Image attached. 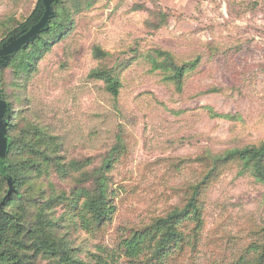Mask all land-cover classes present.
Segmentation results:
<instances>
[{"label": "rangeland", "instance_id": "1", "mask_svg": "<svg viewBox=\"0 0 264 264\" xmlns=\"http://www.w3.org/2000/svg\"><path fill=\"white\" fill-rule=\"evenodd\" d=\"M66 1V31L31 76L4 74L9 98L21 100L17 134L49 143L47 152L15 155L36 163L21 207L33 218L47 199L67 196L82 209L103 172L108 221L74 231L68 217L60 221L68 211L74 224L70 205L55 199L46 211L75 233L87 262L99 254L107 264H264V185L235 161L211 170L213 157L264 143V0ZM39 5L0 0V34L8 21L26 23ZM166 53L173 65L188 66L180 89L171 71L154 68ZM99 67L119 79L116 98L89 77ZM4 123L0 116V137ZM195 186L200 228L189 217L179 225L184 241L163 257L153 256L152 239L127 258L121 242L184 207Z\"/></svg>", "mask_w": 264, "mask_h": 264}, {"label": "trees", "instance_id": "2", "mask_svg": "<svg viewBox=\"0 0 264 264\" xmlns=\"http://www.w3.org/2000/svg\"><path fill=\"white\" fill-rule=\"evenodd\" d=\"M88 6L89 4L86 3V7ZM69 10L66 0H53L51 15L42 31L15 53L0 57V93L1 99L6 104V109L1 115L6 117V148L0 158V264H41V260L46 261L47 264H107L99 254L92 256L89 262L79 256L77 252L79 253L80 250L73 242L75 233H70L68 230L73 227L74 231L77 228L89 231L93 224L99 226L110 219L113 207L108 203L107 180L103 172H99L94 177L82 209L78 207L76 200L67 196L47 199L41 207H38L33 218H30L28 211L21 207V202L28 201L23 198L22 186L28 176V169L36 163L31 158H16L15 155L23 149L34 153L47 152L49 143L43 138L35 140L33 136L28 139L29 133L17 134L19 122L16 105L21 103V100L17 93H13L11 99L9 98L4 86V74L10 69L16 81L28 79L39 61L49 52L53 42L66 31ZM42 12L43 8L39 5L26 23L20 25L8 21L10 25L5 26L0 34V43L8 35L27 30L38 21ZM164 55L166 56L164 63L153 61L154 68L171 71L169 79L174 82L177 89H180L188 66L177 67L170 63L169 54ZM102 56L101 50L95 47L94 57L101 59ZM89 77L102 81L105 90L113 98L118 96L120 82L111 70L99 67L92 70ZM32 130L33 128L29 129ZM211 160L212 171L217 170L224 163L235 161L241 166L242 171L248 172L255 181L264 185V143L259 146L232 149ZM62 172L65 170L62 169ZM199 191L200 186H195L184 207L173 209L164 217L157 219L145 231L123 240L120 246L124 249L125 256L137 257L143 250L144 243L155 239L153 256L158 259L163 257L170 248H176L184 241L185 236L179 230V225L189 217L195 222L194 231H197L201 225V210L197 204ZM55 199L66 206L70 205L68 210L74 224H70L68 211L60 217V221L68 217L64 221L68 228L57 226L58 220L52 221L46 213L49 210V203ZM57 228H63L64 232L58 233Z\"/></svg>", "mask_w": 264, "mask_h": 264}, {"label": "water", "instance_id": "3", "mask_svg": "<svg viewBox=\"0 0 264 264\" xmlns=\"http://www.w3.org/2000/svg\"><path fill=\"white\" fill-rule=\"evenodd\" d=\"M53 0H42V8L43 12L41 17L36 21L32 26H30L27 30L22 32L18 36L10 37L7 41L3 42L0 45V57L8 56L16 51H18L20 48H22L28 40L35 37L42 29L46 26L49 17L51 15V5ZM6 109L5 102L1 99V93H0V116L3 114V112ZM5 126L6 123L3 125V131L2 136L0 137V142L3 143L2 145V152L4 153L6 148V137H5ZM3 153L1 156H3Z\"/></svg>", "mask_w": 264, "mask_h": 264}]
</instances>
